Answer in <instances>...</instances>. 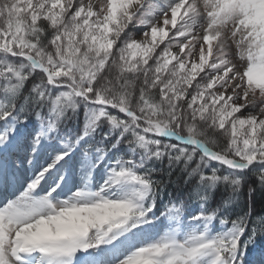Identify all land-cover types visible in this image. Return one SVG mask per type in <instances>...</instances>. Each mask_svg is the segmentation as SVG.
<instances>
[{
	"label": "snow or ice",
	"instance_id": "1",
	"mask_svg": "<svg viewBox=\"0 0 264 264\" xmlns=\"http://www.w3.org/2000/svg\"><path fill=\"white\" fill-rule=\"evenodd\" d=\"M0 264H264V0H0Z\"/></svg>",
	"mask_w": 264,
	"mask_h": 264
},
{
	"label": "trees",
	"instance_id": "2",
	"mask_svg": "<svg viewBox=\"0 0 264 264\" xmlns=\"http://www.w3.org/2000/svg\"><path fill=\"white\" fill-rule=\"evenodd\" d=\"M260 206V199H259V196L257 197V207Z\"/></svg>",
	"mask_w": 264,
	"mask_h": 264
}]
</instances>
